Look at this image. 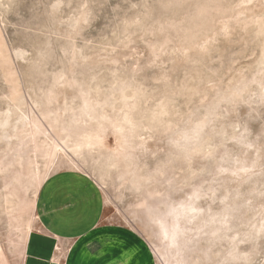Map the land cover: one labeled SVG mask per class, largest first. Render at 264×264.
Returning a JSON list of instances; mask_svg holds the SVG:
<instances>
[{"label":"rangeland","instance_id":"1","mask_svg":"<svg viewBox=\"0 0 264 264\" xmlns=\"http://www.w3.org/2000/svg\"><path fill=\"white\" fill-rule=\"evenodd\" d=\"M62 168L156 264H264V0H0V264Z\"/></svg>","mask_w":264,"mask_h":264},{"label":"crops","instance_id":"2","mask_svg":"<svg viewBox=\"0 0 264 264\" xmlns=\"http://www.w3.org/2000/svg\"><path fill=\"white\" fill-rule=\"evenodd\" d=\"M35 210L38 229L28 241L23 264H156L142 235L105 220L102 190L81 170L50 173Z\"/></svg>","mask_w":264,"mask_h":264},{"label":"snow or ice","instance_id":"3","mask_svg":"<svg viewBox=\"0 0 264 264\" xmlns=\"http://www.w3.org/2000/svg\"><path fill=\"white\" fill-rule=\"evenodd\" d=\"M145 68L150 70L151 66L145 65ZM213 112L214 113L219 112L220 114L218 116H214V118L212 120L207 121V123H205L203 127L206 128V127H209L210 125H213L215 123L222 121L223 122V129H226V128L232 127L234 122L237 123L238 125L243 123V118L239 115V113H235V112L231 111L230 109L229 110H223V109H220L219 106H215L213 108ZM153 120L155 121L156 117H153ZM200 130H202V129L198 128V129L194 130V135H196L198 137ZM237 130H238V128H237ZM217 135H220V133H217ZM223 139L225 142H227V133L226 132H223ZM184 160L186 163H188L189 166H191L192 161H191L190 157L185 156ZM233 175H235V174H233ZM161 176H163V173H161Z\"/></svg>","mask_w":264,"mask_h":264}]
</instances>
